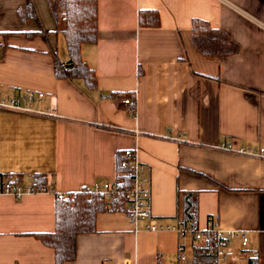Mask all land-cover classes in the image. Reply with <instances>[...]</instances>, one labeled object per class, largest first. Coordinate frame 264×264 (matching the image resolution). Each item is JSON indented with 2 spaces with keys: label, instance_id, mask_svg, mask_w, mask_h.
<instances>
[{
  "label": "crops",
  "instance_id": "obj_1",
  "mask_svg": "<svg viewBox=\"0 0 264 264\" xmlns=\"http://www.w3.org/2000/svg\"><path fill=\"white\" fill-rule=\"evenodd\" d=\"M35 17L21 22L19 8ZM96 41L80 56L96 86L55 76L68 54L45 0H0V97L42 93L30 111L0 107V175L48 186L14 198L0 193V264H53L34 238L54 228V195L116 177L118 153L136 147L150 190L148 209L173 224L177 194L197 193V230L214 219L227 239L220 264H264V159L222 148L264 146V0H96ZM139 10H155L157 27H140ZM203 19L237 45L232 56L199 55L190 20ZM135 95L130 115L114 92ZM95 231L78 234L63 264L193 263L190 233L148 232L120 212L101 211ZM256 255V258L253 257Z\"/></svg>",
  "mask_w": 264,
  "mask_h": 264
},
{
  "label": "trees",
  "instance_id": "obj_2",
  "mask_svg": "<svg viewBox=\"0 0 264 264\" xmlns=\"http://www.w3.org/2000/svg\"><path fill=\"white\" fill-rule=\"evenodd\" d=\"M53 20L57 23L58 11L56 0H45ZM66 12L64 22H61V32L68 60L66 64L56 60L55 76L63 79H81L87 88L96 86L94 71L80 56L82 44H93L96 41V0H64ZM17 16L21 22L34 18L35 12L31 4L19 8ZM137 22L140 27H157L159 15L155 10H139ZM189 39L194 50L205 58L221 59L238 52L237 45L221 29L212 28L203 19L190 20ZM131 98L130 106L135 107V95L130 92H114L110 98L121 100ZM31 185L36 190L44 191L48 186L46 175H33ZM54 195V228L49 233H35L34 238L53 251V264H63L75 257V238L78 234L95 231V216L105 211V203L100 199L90 198L84 191ZM176 219L182 225H189L191 230H197V193L183 191L177 194ZM202 240L199 246L193 247V263H208L211 261L209 250V236L205 230L201 231ZM249 264H257L250 258Z\"/></svg>",
  "mask_w": 264,
  "mask_h": 264
},
{
  "label": "built area",
  "instance_id": "obj_3",
  "mask_svg": "<svg viewBox=\"0 0 264 264\" xmlns=\"http://www.w3.org/2000/svg\"><path fill=\"white\" fill-rule=\"evenodd\" d=\"M58 11V21L64 22L66 12L64 0H56ZM42 98V93L22 91L19 94H12L7 97H0V107L10 109H20L30 111L32 104ZM121 102L126 106L130 115H134L135 107L130 106L131 98L125 96ZM222 148L233 150L235 153L264 159V146L255 147H238L232 149L230 145H222ZM145 167L136 157V147L126 148L118 153L116 160V177L113 181H104L86 187L84 191L88 197L100 199L105 203V211L122 213L137 229V225L142 223L141 229L148 232H160L173 230L178 235L190 233L195 241H201L202 235L199 230H191L189 225H182L178 219L173 224L165 223L155 218L148 209L150 190L145 178ZM36 191L31 184L24 185L17 180L12 174L0 175V193L11 195L14 198H20L22 195ZM209 236L208 254L211 261L208 263L192 264H220L231 251L227 247L228 237L235 236L240 240L241 247H245L248 238L246 231L239 230L231 233H224L217 225L216 220L208 219L204 229ZM177 259L180 264L185 262V253L178 249ZM256 258V255L253 254ZM109 264V263H104Z\"/></svg>",
  "mask_w": 264,
  "mask_h": 264
}]
</instances>
